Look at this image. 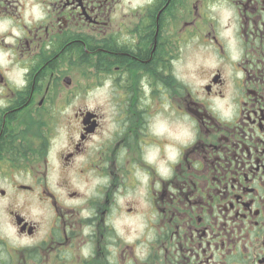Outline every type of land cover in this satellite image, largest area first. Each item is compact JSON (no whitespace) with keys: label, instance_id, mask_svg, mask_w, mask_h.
<instances>
[{"label":"flooded vegetation","instance_id":"af4514ba","mask_svg":"<svg viewBox=\"0 0 264 264\" xmlns=\"http://www.w3.org/2000/svg\"><path fill=\"white\" fill-rule=\"evenodd\" d=\"M0 34V199L39 207L0 264H264V0H0Z\"/></svg>","mask_w":264,"mask_h":264},{"label":"rangeland","instance_id":"374dc122","mask_svg":"<svg viewBox=\"0 0 264 264\" xmlns=\"http://www.w3.org/2000/svg\"><path fill=\"white\" fill-rule=\"evenodd\" d=\"M2 38L3 37L0 34V41ZM190 50H187V54L190 53ZM10 64L11 63L9 61V53L8 52L2 53L0 50V69L5 72L6 74L5 76L7 77V79L12 81L13 83L19 82L20 77H21V71H18L15 66L11 67ZM109 101L110 99L108 98V93L105 88H97V89L91 90L88 96L86 97V99L84 100V102L88 106L90 107L99 106L100 108H104V107L108 108L110 106ZM102 112L104 115L108 113V111H102ZM40 115H41V112H38L37 120L35 122L40 123V122L45 121L44 119L40 117ZM25 118L26 116H21L20 124H19L21 127L29 126L28 123L25 121ZM76 123L77 122H75L74 120H71L70 124L71 126H74V124ZM108 123H109V120H108ZM40 128L46 129V126L43 124H40ZM53 130H57L55 142L60 143L62 139L64 138V136H62L65 131L64 127L62 126L60 128H56L54 126ZM50 178H52L53 180H57V175L51 174ZM10 180L16 181V182H22L25 184L31 183L30 177H24V176L19 177L16 180L14 179H10ZM12 185L13 184L9 183V181L5 182L3 179H0L1 189H8V188L11 189ZM139 197L140 196L138 195V193H134V194H126L119 198L121 209L117 217L118 231L120 234L124 235V237L128 239L136 237V235L142 228V225H141L142 215L141 214L137 215L136 213H134L135 211L133 213L126 212L128 207H134L136 210L135 202L140 200ZM9 204L14 205L16 208L23 209V211L31 218L34 214L37 213V210L39 207L37 206L36 200L33 199L29 193H25V192L18 194V192L11 190L10 195H7L4 199H0V211H1L0 219L4 223V225L6 224V231H7L8 237L17 238L11 231L10 225L7 221V217L4 214V207Z\"/></svg>","mask_w":264,"mask_h":264},{"label":"trees","instance_id":"16d2710c","mask_svg":"<svg viewBox=\"0 0 264 264\" xmlns=\"http://www.w3.org/2000/svg\"><path fill=\"white\" fill-rule=\"evenodd\" d=\"M151 35H152V34H151ZM150 51H151V50H148V49L145 50V56H146V58L148 57V54L150 53ZM161 52H162V50H161ZM153 54H154V56H157V55H158V53L156 52V50L153 51ZM152 68H154V67H152ZM27 148H28V147L25 146V145H23V146L21 147L23 153H26Z\"/></svg>","mask_w":264,"mask_h":264}]
</instances>
